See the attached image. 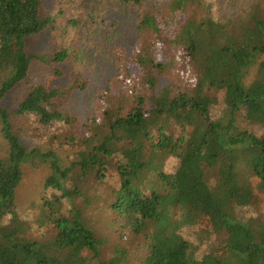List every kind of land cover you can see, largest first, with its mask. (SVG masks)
Returning a JSON list of instances; mask_svg holds the SVG:
<instances>
[{
  "label": "trees",
  "instance_id": "obj_1",
  "mask_svg": "<svg viewBox=\"0 0 264 264\" xmlns=\"http://www.w3.org/2000/svg\"><path fill=\"white\" fill-rule=\"evenodd\" d=\"M243 3L223 16L220 0H60L54 13L44 0H0V264H264V0ZM106 12L130 21L138 46H110L123 63L102 116L84 124L67 112L89 84L72 67L93 35L123 26ZM48 30L55 48L31 50ZM178 67L210 89L206 104L158 106ZM17 120L50 147L24 144ZM31 169L47 176L22 206ZM108 187L113 232L92 210Z\"/></svg>",
  "mask_w": 264,
  "mask_h": 264
},
{
  "label": "rangeland",
  "instance_id": "obj_2",
  "mask_svg": "<svg viewBox=\"0 0 264 264\" xmlns=\"http://www.w3.org/2000/svg\"><path fill=\"white\" fill-rule=\"evenodd\" d=\"M240 2L245 5H250L254 0H220L221 10L223 16L231 15L237 11L238 7L240 8ZM64 5H60V0H44V10L46 13H54L62 11ZM102 11H104L102 9ZM106 17L112 20H117L123 23V26L119 28L117 33H114L112 29L105 28L99 35H93L90 39L93 41L86 47L85 54L82 61L75 62L72 67V72H79L83 76L89 79V84L86 89L81 92H77L75 98L67 105L68 115L75 117L77 122L88 124L90 120L94 118H99L102 116V103H101V92L105 90L107 84L106 80L111 78L113 75V70L111 67L114 65L122 64L115 61L111 54L109 53L110 46L117 45L118 47H123L122 49L131 55L137 49V35L133 33L132 24L129 20L123 17H119L110 12H106ZM65 20L63 21V24ZM62 24V25H63ZM54 34L51 30L45 32L42 37L38 40H29L28 45L30 49L38 53H46L48 50L55 48L57 43H55ZM82 34L81 36L76 34V32H71L68 36L70 40L73 41V44L78 48H84V39ZM60 41V40H59ZM137 43V44H136ZM126 68L130 70V74L134 78H138V68L135 67L130 61L125 63ZM71 77V76H69ZM50 77H47V80H50ZM171 80L175 85V89L172 92H161L162 87H158L156 90L157 93V104L159 107H165L169 105L172 99L180 97L182 95L187 96L190 99L202 104L208 102L211 91L209 88L204 86H199L197 80L192 78L181 68H177L176 71L171 73ZM61 87L67 86V80H62L58 82ZM25 92L21 89L14 91L4 103V107L10 111L15 109L17 103H19L24 98ZM18 127L21 128L20 138L22 142L28 146H33L37 143L42 144L43 146L50 147V142L40 137L37 134L36 130L30 131L29 123H22L16 121ZM206 145V144H203ZM47 172L39 169H31L26 177V180L19 190L18 193V203L22 206L28 202L30 199L35 198L37 193L40 190V186L46 178ZM113 197V193L110 187L108 191L101 192V202L96 209V214L101 217H106V214L109 215L107 218H111L109 221V232L115 231V229H121L119 219L115 217H110L112 213L110 212V206L113 203V200L110 201ZM87 205V204H86ZM121 220V219H120ZM126 229L128 227L125 225ZM124 234L127 235L128 231H124ZM264 241V237L260 239ZM241 242V240H239Z\"/></svg>",
  "mask_w": 264,
  "mask_h": 264
}]
</instances>
